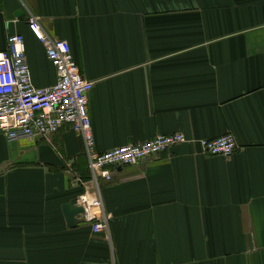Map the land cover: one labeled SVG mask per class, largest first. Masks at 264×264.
<instances>
[{
  "label": "crops",
  "instance_id": "obj_1",
  "mask_svg": "<svg viewBox=\"0 0 264 264\" xmlns=\"http://www.w3.org/2000/svg\"><path fill=\"white\" fill-rule=\"evenodd\" d=\"M30 17L94 82L99 154L174 133H232L238 149L181 144L111 169L108 232L94 233L61 210L96 193L82 140L67 126L47 144L0 134V264H264V0H0V51L23 36L30 80L47 88Z\"/></svg>",
  "mask_w": 264,
  "mask_h": 264
},
{
  "label": "built area",
  "instance_id": "obj_2",
  "mask_svg": "<svg viewBox=\"0 0 264 264\" xmlns=\"http://www.w3.org/2000/svg\"><path fill=\"white\" fill-rule=\"evenodd\" d=\"M26 27L43 47L55 71L56 81L47 88L35 87L30 80L23 36H9L6 49L0 51V134L9 140L30 138L47 144L53 135L67 126L82 140L88 157L90 182L95 185L96 193L94 196L80 195L76 205L83 210L82 220L91 226L92 232H108L99 180L111 181V169L134 166L141 160L167 153L181 144L195 143L204 154L223 159H229L237 152L238 145L232 133L195 142L181 133H174L99 154L93 143L87 104L94 82L82 78L66 41L45 34L35 17L28 19ZM69 174L73 181H79L73 172Z\"/></svg>",
  "mask_w": 264,
  "mask_h": 264
},
{
  "label": "water",
  "instance_id": "obj_3",
  "mask_svg": "<svg viewBox=\"0 0 264 264\" xmlns=\"http://www.w3.org/2000/svg\"><path fill=\"white\" fill-rule=\"evenodd\" d=\"M64 218L66 220L67 226L69 228H73L78 225L79 219H81V215L83 214V210L81 207L76 205V201L69 202L64 204L62 209Z\"/></svg>",
  "mask_w": 264,
  "mask_h": 264
}]
</instances>
